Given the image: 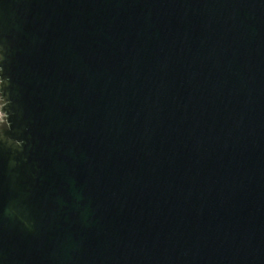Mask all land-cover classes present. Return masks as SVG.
Returning a JSON list of instances; mask_svg holds the SVG:
<instances>
[{"label":"water","instance_id":"1","mask_svg":"<svg viewBox=\"0 0 264 264\" xmlns=\"http://www.w3.org/2000/svg\"><path fill=\"white\" fill-rule=\"evenodd\" d=\"M0 264H264V0H0Z\"/></svg>","mask_w":264,"mask_h":264}]
</instances>
